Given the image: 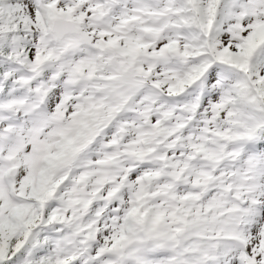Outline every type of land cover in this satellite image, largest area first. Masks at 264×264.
<instances>
[{"label":"snow or ice","instance_id":"6c2138e0","mask_svg":"<svg viewBox=\"0 0 264 264\" xmlns=\"http://www.w3.org/2000/svg\"><path fill=\"white\" fill-rule=\"evenodd\" d=\"M0 264H264V0H0Z\"/></svg>","mask_w":264,"mask_h":264}]
</instances>
